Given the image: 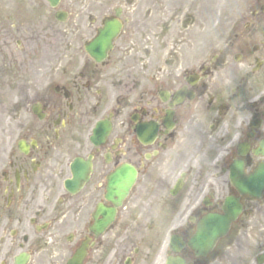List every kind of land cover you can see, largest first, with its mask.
I'll list each match as a JSON object with an SVG mask.
<instances>
[{"label": "flooded vegetation", "instance_id": "obj_1", "mask_svg": "<svg viewBox=\"0 0 264 264\" xmlns=\"http://www.w3.org/2000/svg\"><path fill=\"white\" fill-rule=\"evenodd\" d=\"M0 264H264V0H0Z\"/></svg>", "mask_w": 264, "mask_h": 264}]
</instances>
